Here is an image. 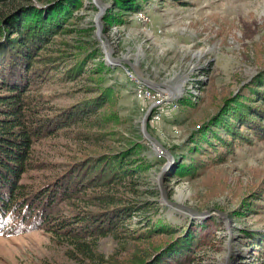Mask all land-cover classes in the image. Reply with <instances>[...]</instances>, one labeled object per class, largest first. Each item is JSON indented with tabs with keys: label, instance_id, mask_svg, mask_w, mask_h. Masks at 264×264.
Here are the masks:
<instances>
[{
	"label": "rangeland",
	"instance_id": "obj_1",
	"mask_svg": "<svg viewBox=\"0 0 264 264\" xmlns=\"http://www.w3.org/2000/svg\"><path fill=\"white\" fill-rule=\"evenodd\" d=\"M79 1L74 16L63 21L64 30L53 37L51 50L41 54L55 63L75 57L87 68L86 73L78 79L64 77L63 82L46 86L42 94L56 111L106 93L104 106L103 100L99 107L91 106L97 116L88 125L75 123L73 129L41 140L36 146V163L42 167L30 170L23 182L39 188L85 158L120 155L127 150L138 158L137 151H145L146 169H142L137 192L121 188L122 200L145 203L147 216L159 210L160 216L184 230L195 221L192 229L199 237L204 235L195 253L174 264H264V239L259 242L264 235V137L253 129H239L237 143L229 149L223 146L219 157L214 151L194 155L188 141L225 106L228 97L241 99L244 85L264 68V0H150L135 13L125 9L129 0ZM23 2L33 0H0V8ZM139 12L148 19L140 18ZM69 64L73 65L66 66H76L75 62ZM132 75L137 77L134 82ZM145 86L169 95L181 91L179 99L166 105L161 121L154 118L158 108L152 110L155 113L147 130L160 145L145 134L144 119L153 103L136 96ZM184 98L188 107H179L178 101ZM222 130V138L227 136L232 142L231 131ZM96 132L104 135L102 141L95 140ZM168 152L174 156L171 162ZM192 160L197 161V168L191 175L174 173L177 163L189 165ZM166 165L163 185L168 200L210 211L209 218L193 216L164 200L160 179ZM96 189L90 194L105 192ZM145 217L139 212L132 228L140 232L144 226L137 222L145 224L153 218ZM159 218L158 224H165ZM207 221L208 229L197 225ZM166 236L159 234L145 241L103 238L100 264H133ZM180 236L184 235L172 238ZM0 264L82 263L69 246L40 229L0 236Z\"/></svg>",
	"mask_w": 264,
	"mask_h": 264
},
{
	"label": "trees",
	"instance_id": "obj_2",
	"mask_svg": "<svg viewBox=\"0 0 264 264\" xmlns=\"http://www.w3.org/2000/svg\"><path fill=\"white\" fill-rule=\"evenodd\" d=\"M60 1L33 0L0 8V236L44 229L59 243L69 246L80 263L100 264L103 258L99 242L103 238L145 241L166 234L167 238L159 240L145 258L133 264L183 262L204 241V235L199 237L192 229L195 221L184 230L160 216L159 210L147 216L145 203L122 200L121 188L137 192L143 179L142 169H146L145 151H137L138 158L128 150L120 155L85 158L39 188L23 182L30 170L42 167L36 163V146L41 140L73 129L75 123L88 125L97 116L92 107L104 106L105 102L102 96L106 93L56 111L42 94L46 86L61 83L64 77L78 79L87 70L75 57L55 63L41 54L51 50L53 37L65 28L61 29L66 16H74L72 13L79 8V0ZM149 1L129 0L125 9L135 13ZM70 62L76 66H66L73 65ZM243 88L241 99L233 101L235 97H228L225 106L200 125L201 130L188 140L192 144L189 152L203 156L202 152L214 151L215 157H219L223 146L229 149L236 144L246 128L264 137V68ZM177 104L188 107L189 101L184 98ZM222 129L231 131L232 142L227 141V136L222 138ZM96 133L95 140L102 141L104 135ZM196 168V160L189 165L181 162L176 164L174 173L191 175ZM96 185L105 192L90 194L97 190ZM92 206L96 210H91ZM139 212L146 214L145 219L153 217L145 224L137 222L139 227L144 226L140 232L132 228ZM158 218L165 220V224H158ZM197 225L205 230L209 221ZM176 234L184 236L172 238ZM260 237L259 242L264 235ZM165 257L167 261H163Z\"/></svg>",
	"mask_w": 264,
	"mask_h": 264
},
{
	"label": "bare ground",
	"instance_id": "obj_3",
	"mask_svg": "<svg viewBox=\"0 0 264 264\" xmlns=\"http://www.w3.org/2000/svg\"><path fill=\"white\" fill-rule=\"evenodd\" d=\"M139 14H140V18H142V19H148V17H145V14L144 13H142V12H139ZM147 14V13H146ZM144 17V18H143ZM142 21V20H141ZM131 72V71H130ZM138 75V74H137ZM126 76H128L127 74H126ZM130 79H132V81L134 82L135 80H137V77H136V75H132L131 76V78ZM144 82V81H143ZM134 84V83H133ZM144 84V83H143ZM148 84V83H147ZM136 86V85H135ZM142 86V85H141ZM148 86V85H147ZM181 86V85H180ZM183 86V85H182ZM159 89H161V88H159ZM146 91V92H145ZM154 91H156V92H154ZM163 92V96L165 97V100H163V101H161L160 103H157V97H159V92ZM175 91V90H174ZM173 92V91H172ZM179 92H181L180 90L178 91V90H176V92L175 93H179ZM173 95V93L171 94V95H169L168 93H166L164 90H159V91H157V90H154V89H152V88H150V87H141L138 91H137V93H136V96H137V99L138 100H140V101H145V102H151V103H153V104H151V105H153L154 106V108H158L157 109V113L156 114H158V117L156 116V117H154V118H156L155 120H160L161 119V117H163V116H165L164 114L166 113V105L169 103L168 102V100H169V98L171 97ZM179 99V98H178ZM169 105H171V103L169 104ZM153 106H150V107H153ZM145 107H147L146 105H145ZM176 106H174V108H175ZM153 108V109H154ZM149 110V109H148ZM155 110V109H154ZM153 113V112H152ZM154 113H155V111H154ZM153 113V114H154ZM163 115V116H162ZM161 121V120H160ZM155 122V121H154ZM156 123H158V122H156Z\"/></svg>",
	"mask_w": 264,
	"mask_h": 264
},
{
	"label": "water",
	"instance_id": "obj_4",
	"mask_svg": "<svg viewBox=\"0 0 264 264\" xmlns=\"http://www.w3.org/2000/svg\"><path fill=\"white\" fill-rule=\"evenodd\" d=\"M130 66L132 67V65L130 64ZM149 83V82H148ZM150 84V83H149ZM179 97V93H174L168 100V102H172L174 101L176 98ZM154 106L150 109V111L147 113L145 119H144V128L146 130L145 134H147L148 137H150L154 142L158 143V141H156L154 138H152L149 133H148V123L150 121V117H151V114H152V110H153ZM160 145V144H159ZM168 158H169V161L171 162L173 159H174V156L168 152ZM168 161V162H169ZM167 165H169V163H167ZM167 165L165 166V169L163 170L162 172V177L160 179V187H161V190H162V196L164 198V200L168 201V202H171V205L174 206L176 209H182V210H185L187 211L188 213H190L191 215L193 216H201V215H207V216H204V217H209L210 215V211H199L191 206H188V205H184V204H180V203H177V202H172V201H169L168 200V194L166 192V189L163 185V181H164V176L166 175V172H167ZM166 201L165 204L167 203ZM164 204V203H163ZM164 204V205H165Z\"/></svg>",
	"mask_w": 264,
	"mask_h": 264
},
{
	"label": "built area",
	"instance_id": "obj_5",
	"mask_svg": "<svg viewBox=\"0 0 264 264\" xmlns=\"http://www.w3.org/2000/svg\"><path fill=\"white\" fill-rule=\"evenodd\" d=\"M144 18V17H143ZM146 92V91H145ZM165 100V97L163 96V92H159V97H157V103H160L161 101Z\"/></svg>",
	"mask_w": 264,
	"mask_h": 264
}]
</instances>
